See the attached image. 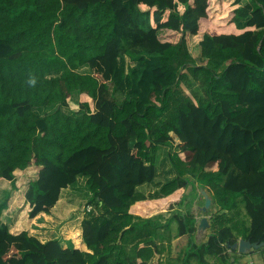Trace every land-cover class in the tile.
<instances>
[{
  "label": "trees",
  "instance_id": "obj_1",
  "mask_svg": "<svg viewBox=\"0 0 264 264\" xmlns=\"http://www.w3.org/2000/svg\"><path fill=\"white\" fill-rule=\"evenodd\" d=\"M244 1L0 0V180L18 190L16 171L32 169L30 219L80 206V181L92 194L89 252L12 231L6 196L0 264H148L162 237L147 216L196 188L226 216L202 244L179 217L183 264H235L239 237L264 243V0ZM161 147L174 150L159 163ZM171 167L159 192L137 190ZM81 234L69 231L87 249Z\"/></svg>",
  "mask_w": 264,
  "mask_h": 264
},
{
  "label": "rangeland",
  "instance_id": "obj_2",
  "mask_svg": "<svg viewBox=\"0 0 264 264\" xmlns=\"http://www.w3.org/2000/svg\"><path fill=\"white\" fill-rule=\"evenodd\" d=\"M227 1V0H226ZM234 0H228V4L232 3ZM215 10H219L217 12L221 13V9H217V6L214 7ZM221 10V11H220ZM225 13H222L224 15L227 14L228 9L226 11H222ZM160 37L163 39H168V38H173L172 35L170 34H165L164 32L160 33ZM194 53V51H193ZM195 59L197 61L198 64H202L203 61H201L198 56L197 53H194ZM137 64V62L131 60L129 57L125 58V74L127 75L129 73V70L131 69V67H135V65ZM82 72H88L89 68L84 67L81 69ZM197 89H200V87L196 86ZM58 108V105H54L52 107H48V108H41L38 109V112L40 114H47V113H52L53 111H55ZM174 149H170L169 147H161L160 151H159V163L161 161L167 160L168 161V152L173 151ZM170 164V162H169ZM171 166V165H170ZM172 167L170 168L169 171H167L165 173L166 177L164 179H157L158 177V171H157V175L155 178V181L157 182V186H156V190L155 192L152 193V191L150 192H142L141 190L139 192L145 194V195H153L156 192H159L162 187L164 186V184L175 178L174 175V170L172 169ZM34 170V169H33ZM16 181H17V187L18 190H13L12 186L9 182H4L3 180H0V201L5 199L6 196L10 195L11 196V201H10V205L8 210L4 211L3 214V222L7 223L10 227L11 230H25L28 231L30 229L29 222L31 223L33 220L30 219L28 217L27 214V201L25 199L24 193L25 190L27 188L28 183L35 177V173L32 174V169L30 170H25V171H16ZM72 192V196H75L77 198L76 202L80 203V206L78 207H74V209H72V205L71 204H67L68 205V209L70 211H72V214L70 216H68L67 218H64L65 223L63 222H56L57 220H55V222H43V224H40V229L38 230L37 227L39 228V226L35 227V223L33 222V226L29 232V234L31 236H37V238L42 241V242H47L49 240L52 239H59L61 241V244L64 248H67L68 246H74L77 249H82L83 251H88L87 245L84 242L83 239V230H82V221L84 220V218L87 216V214L85 212L82 211L83 207H85L91 200L92 198V194L90 192V190L88 189V186L85 184V182L80 181L79 183H77L73 189L71 190ZM198 192L200 195V200H197V195H196V208L194 209V212L196 213H218V208L215 207L214 205H211V207L208 209L207 212H203L202 208L205 205V199L202 196L203 193L205 192L204 190H201L198 188ZM196 194H198L196 192ZM193 201V200H192ZM189 201L186 204L185 209H188L191 212V209L189 208L190 205ZM188 206V207H187ZM103 210L97 206L96 204L91 205V212H87L88 215L89 214H99V213H103ZM75 212V213H74ZM78 213L77 217L79 219H81V239L83 242V245L86 246L87 249L81 247L80 245L75 244L74 239L69 236V231L72 230H68L67 228H65V226L67 225L66 222H69V220L73 219L76 214ZM59 214V213H58ZM49 217V216H48ZM48 224V225H45ZM45 225V226H43ZM41 231V232H40ZM215 259V258H212ZM210 259V260H212ZM216 262V261H215ZM193 264H198L197 262L193 261Z\"/></svg>",
  "mask_w": 264,
  "mask_h": 264
},
{
  "label": "crops",
  "instance_id": "obj_3",
  "mask_svg": "<svg viewBox=\"0 0 264 264\" xmlns=\"http://www.w3.org/2000/svg\"><path fill=\"white\" fill-rule=\"evenodd\" d=\"M245 3H248V0H245L244 4ZM174 176H176L175 173L173 177ZM156 186H157V182L154 179L151 183H146L138 187L137 190L138 191L141 190L142 192H146V193L152 191L153 193L156 190ZM196 192L198 194H196ZM196 195H197V200L198 199L200 200L198 188H196L195 191L191 190L190 194L186 196L185 203L183 205L174 204L173 206H170V203L168 202L174 200V198L173 197H171L170 199L168 198L166 201L167 203L163 205L161 204V207L158 208L155 213H151L150 215L147 216L148 219L153 220L154 225L157 228H160V235L162 237V239H158L156 244L152 247V249L155 250V253L151 258V260L148 262V264H183L181 259L184 258L187 251L190 249V237L178 235L179 217L191 216L195 219L196 231L194 234H192L191 237L196 244H202L206 242L209 235L215 232L219 228L217 217L219 215L226 216V213L203 214V213L194 212L197 202L195 200ZM145 196L148 197V195ZM188 201H189L188 205H190L189 208L191 209V212L188 209H185ZM100 208L102 209V207ZM72 211H70L68 209V205H66L59 207L57 210H53L51 214L40 213L37 217L32 219L33 221L31 223L29 222V225L31 226L28 231L30 232L33 226L32 225L33 222L36 225L35 227L39 226V228L37 227L38 230L41 227L40 224H43V222L46 221L55 222V220H57L56 222L58 223L63 222L64 218H67L72 214ZM77 215L78 213L73 219L69 220V222H66L67 225L65 226V228H67L68 230H74L78 227L81 228L80 226L81 219H79L80 217L78 218ZM204 216H208L210 226L206 230H201L198 228V226ZM240 239H244V238L239 237V240ZM86 252H89V250L88 251L86 250ZM234 255L235 258H233V261H236L235 264H264V246H262L259 249H251L245 254H240L238 251H236ZM210 259L212 258H209V262L211 264L215 263L216 259H212V260Z\"/></svg>",
  "mask_w": 264,
  "mask_h": 264
},
{
  "label": "water",
  "instance_id": "obj_4",
  "mask_svg": "<svg viewBox=\"0 0 264 264\" xmlns=\"http://www.w3.org/2000/svg\"><path fill=\"white\" fill-rule=\"evenodd\" d=\"M203 196L205 199V205L202 208L203 212H207L208 209L212 205V200L209 197V195L205 192H203ZM210 226L209 224V218L208 216H204L198 226L199 229L201 230H206ZM262 246H264V243L258 244V243H252L250 240L247 239H240L237 243H235L232 246L233 250H237L240 254H245L251 249H259Z\"/></svg>",
  "mask_w": 264,
  "mask_h": 264
},
{
  "label": "built area",
  "instance_id": "obj_5",
  "mask_svg": "<svg viewBox=\"0 0 264 264\" xmlns=\"http://www.w3.org/2000/svg\"><path fill=\"white\" fill-rule=\"evenodd\" d=\"M88 209L86 210L87 212H91V206L87 207Z\"/></svg>",
  "mask_w": 264,
  "mask_h": 264
}]
</instances>
